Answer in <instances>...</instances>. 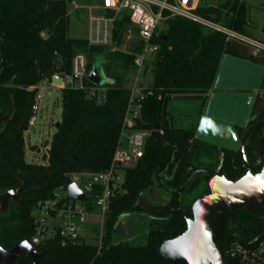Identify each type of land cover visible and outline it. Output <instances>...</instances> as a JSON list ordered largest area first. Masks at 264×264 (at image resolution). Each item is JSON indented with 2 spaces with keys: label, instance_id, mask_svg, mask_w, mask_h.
I'll list each match as a JSON object with an SVG mask.
<instances>
[{
  "label": "trees",
  "instance_id": "trees-1",
  "mask_svg": "<svg viewBox=\"0 0 264 264\" xmlns=\"http://www.w3.org/2000/svg\"><path fill=\"white\" fill-rule=\"evenodd\" d=\"M72 1L0 0V194L26 190L17 202H10L5 215L0 214V247L6 251L30 242V211L36 203L49 199L60 186L68 185L71 174L109 169L120 145L129 97V89L123 84L126 74L134 69L133 57L105 53L103 71L115 84L104 88L101 101L89 98L85 91L62 89L59 127L51 139L46 164L25 163L23 134L34 98V92L28 89L55 74H69L77 54L89 60L104 52L101 48H88L85 39L68 37L67 7ZM195 14L244 36L246 7L240 0H227L217 7L200 6ZM127 25V20L117 25L118 43ZM164 26L152 40L159 47L150 65L152 86L141 104V121L135 126L140 131L147 128L143 156L124 171L121 191L110 201L100 249L83 242L64 248L58 242H50L35 247L37 253L43 254L41 264H169L159 255V248L163 242L180 236L185 228L178 219L148 213L138 204L139 198L147 204L146 193L155 185L169 194L166 207L183 210L191 217V205L208 194L207 184L213 172L219 169L218 175L230 182L246 174L240 152L195 139L200 115L192 130L173 128L167 120V106L175 97H207L223 57L250 63L264 71V54L252 58L247 46L181 18L169 19ZM261 32L264 35V26ZM156 35L166 37V41ZM91 66L89 61L87 74ZM250 117L244 129H235L240 143L264 119V73ZM262 127L255 132L252 145L245 149L254 175L262 173L264 166L254 150L260 146ZM125 215L150 218L144 246L113 243L116 223ZM236 216L237 221L231 224L226 213L228 227L218 246L225 264H240L225 257L231 243L243 244L264 236V212L251 216L238 211ZM16 264L30 261L22 256Z\"/></svg>",
  "mask_w": 264,
  "mask_h": 264
},
{
  "label": "built area",
  "instance_id": "built-area-1",
  "mask_svg": "<svg viewBox=\"0 0 264 264\" xmlns=\"http://www.w3.org/2000/svg\"><path fill=\"white\" fill-rule=\"evenodd\" d=\"M95 1L93 6L85 9L76 5L75 0L69 6L76 12L84 13L86 11V14L84 13L86 18L84 39L88 48L114 51L121 41H125L127 50L123 53L133 57L134 69L131 71L133 73L131 87L128 88L129 97L120 135V141L124 140V146L122 147V143H120L111 165L106 171L71 174L68 176V185L60 186L49 199L38 202L32 207L30 218L33 230L29 244L34 249L50 242H58L62 248L81 242L86 243L88 219L95 211L99 213L96 218L100 220L101 226L96 245L98 250L100 249L103 224L109 211L110 201L118 193L117 191L123 183L124 171L133 167L143 156V138L147 139L148 135L145 131L136 130L135 126L141 121V104L149 96L148 89L143 87V79L147 68L150 67L159 50L152 40L160 26L165 25L169 19L181 18L205 29L224 34L228 39L235 40L253 50L255 55L264 54L263 43L245 39L244 36L237 35L220 25L198 17L195 11L199 7L200 0ZM123 20H127V26L134 33L129 34L130 32L124 31L118 43L116 28ZM88 63L89 60L85 55L77 54L71 61L69 74H55L28 89L29 92H34V98L24 134L44 122L40 105L44 100V93L49 87L60 91L62 89L85 91L89 98L103 100L105 89L89 87L86 83ZM49 145L45 143L43 152L40 149L35 152L47 156ZM24 146L26 147L25 140ZM69 185H75L84 195L83 202L68 199L67 188ZM225 257L240 264H264V236L249 239L243 244L231 243L225 252Z\"/></svg>",
  "mask_w": 264,
  "mask_h": 264
},
{
  "label": "water",
  "instance_id": "water-1",
  "mask_svg": "<svg viewBox=\"0 0 264 264\" xmlns=\"http://www.w3.org/2000/svg\"><path fill=\"white\" fill-rule=\"evenodd\" d=\"M156 37L166 41V37ZM98 60L97 65L92 64L86 77L88 86L96 89L113 86L114 79L107 77L103 71L104 60L101 57H98ZM263 73L260 67L225 56L214 81L213 95L174 98L176 101H198L204 104L195 139L219 149L240 152L246 174L239 180L230 182L218 175L219 169L213 172V177L207 184L208 194L199 197L191 205V217L183 210L151 206L144 203L142 197L139 198L138 204L148 213L178 219L185 228L180 236L163 242L159 248V255L169 264H225L218 246L222 243L228 227L226 213L229 214L231 224H234L238 211H245L251 216L264 212V172L254 175L245 156V149L252 145V138L264 124V119L257 122L246 140L240 143L235 129L246 127L255 96L225 94L258 91ZM2 121L3 118H0V130ZM58 127L59 123L54 126L55 130ZM143 131H147V128ZM263 141L264 127L260 146L254 148L260 156L264 155ZM25 194L26 190L1 193L0 214L5 215L10 202H17L20 196ZM67 194L70 200L84 201V195L75 185L68 186ZM22 256H25L30 264H41L43 254L37 253L28 242L19 243L7 251L0 247V264H16Z\"/></svg>",
  "mask_w": 264,
  "mask_h": 264
},
{
  "label": "rangeland",
  "instance_id": "rangeland-1",
  "mask_svg": "<svg viewBox=\"0 0 264 264\" xmlns=\"http://www.w3.org/2000/svg\"><path fill=\"white\" fill-rule=\"evenodd\" d=\"M227 0H200L199 5L205 7H217L223 5ZM95 0H75V4L83 7L93 6ZM246 7L247 25L244 28L245 39L255 40L264 44V35L261 30L264 26V0H240ZM85 11V10H84ZM86 12V11H85ZM84 12V13H85ZM81 11H73L72 7H67L68 28L67 35L72 39H84L86 36V18ZM164 25L158 28V31L164 29ZM126 32L133 34L134 31L128 26L125 27ZM127 50L125 41L119 43L114 51L104 50L103 54L89 59L91 64L99 62L98 57L103 60L105 53H117L126 56L123 51ZM248 55L256 57L255 52L250 50ZM106 66V64H105ZM133 73L128 72L124 79V87H131V78ZM152 86L151 67H148L143 79V87L149 89ZM213 90V87L211 89ZM256 91H248V96H253ZM250 94V95H249ZM41 116L45 119L40 126L34 129H29L24 134L25 140V163L33 165H45L47 156L45 154H37L35 151L40 149L43 152L45 143L50 144L53 135L55 134L54 126L60 122L61 113V92L50 87L44 93V100L41 102ZM48 108V109H46ZM202 112V104L198 101H176L171 100L167 106L169 125L177 129L192 130L197 124V119ZM198 125V124H197ZM197 129V127H196ZM146 137L143 138V145ZM122 147L124 140L121 139ZM30 147V148H29ZM121 189H118V193ZM144 203L145 201L142 200ZM146 202L148 205L165 207L169 202V194L159 190L155 185L146 193ZM8 212V211H7ZM99 213L95 211L88 219L86 227L87 236L85 242L88 245L96 246L100 235V220L96 218ZM237 221V216H236ZM150 218L147 215H125L119 218L116 223L115 232L113 235V243L129 242L134 246H144L146 244V233L149 229Z\"/></svg>",
  "mask_w": 264,
  "mask_h": 264
},
{
  "label": "flooded vegetation",
  "instance_id": "flooded-vegetation-1",
  "mask_svg": "<svg viewBox=\"0 0 264 264\" xmlns=\"http://www.w3.org/2000/svg\"><path fill=\"white\" fill-rule=\"evenodd\" d=\"M258 93V91H256L254 94H251L253 96H256ZM225 94H230V95H248V92H242V91H236V92H225ZM250 95V94H249ZM200 119V118H199ZM251 120V117L249 118L248 121ZM263 127H264V124H263ZM264 149V148H263ZM255 154L258 156V158L260 159V161H263L264 162V155L260 156L256 153L255 151ZM262 172H264V166L262 168ZM36 251V250H35Z\"/></svg>",
  "mask_w": 264,
  "mask_h": 264
},
{
  "label": "crops",
  "instance_id": "crops-1",
  "mask_svg": "<svg viewBox=\"0 0 264 264\" xmlns=\"http://www.w3.org/2000/svg\"><path fill=\"white\" fill-rule=\"evenodd\" d=\"M200 6L205 7V6H203V5H199V7H200ZM244 37H245V34H244ZM214 93H215L214 91L210 90V92L208 93L207 97L213 95Z\"/></svg>",
  "mask_w": 264,
  "mask_h": 264
}]
</instances>
